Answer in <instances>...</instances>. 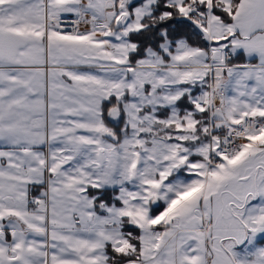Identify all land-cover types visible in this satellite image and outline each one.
Here are the masks:
<instances>
[{
    "label": "snow or ice",
    "instance_id": "snow-or-ice-1",
    "mask_svg": "<svg viewBox=\"0 0 264 264\" xmlns=\"http://www.w3.org/2000/svg\"><path fill=\"white\" fill-rule=\"evenodd\" d=\"M0 264H264V0H0Z\"/></svg>",
    "mask_w": 264,
    "mask_h": 264
}]
</instances>
